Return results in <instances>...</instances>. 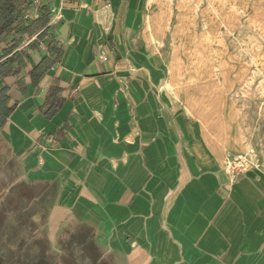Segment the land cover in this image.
<instances>
[{
    "label": "crops",
    "instance_id": "crops-1",
    "mask_svg": "<svg viewBox=\"0 0 264 264\" xmlns=\"http://www.w3.org/2000/svg\"><path fill=\"white\" fill-rule=\"evenodd\" d=\"M148 3L11 2L3 166L20 169L15 183L50 184L52 229L88 227L114 264H264V172H229L192 104L187 115L169 103Z\"/></svg>",
    "mask_w": 264,
    "mask_h": 264
},
{
    "label": "rangeland",
    "instance_id": "rangeland-1",
    "mask_svg": "<svg viewBox=\"0 0 264 264\" xmlns=\"http://www.w3.org/2000/svg\"><path fill=\"white\" fill-rule=\"evenodd\" d=\"M146 19L172 72L173 83L162 86L169 103L186 114V100L192 104L205 143L227 150L229 170L264 172V0H149ZM12 173L0 165V264L53 262L62 252L73 264H92L82 251L91 234L53 230L38 200L1 212Z\"/></svg>",
    "mask_w": 264,
    "mask_h": 264
},
{
    "label": "trees",
    "instance_id": "trees-1",
    "mask_svg": "<svg viewBox=\"0 0 264 264\" xmlns=\"http://www.w3.org/2000/svg\"><path fill=\"white\" fill-rule=\"evenodd\" d=\"M13 0H0V31H9L14 23H18L20 15L15 16L13 6L11 2ZM8 149L4 147L3 143L0 144V163L3 165L8 161ZM13 179L15 178V167H12ZM1 191V187H0ZM54 192V188L46 182H34L28 184L26 182L14 183L9 189L8 194L3 199L2 213L6 210L12 211L19 207L23 199L29 201L38 200L41 206L46 209ZM79 233V237L84 239L88 233L91 234L90 239L84 240L82 244V251L86 254L87 258L92 264H114L111 256L106 255L101 246H99L95 239L94 234L86 226H78L74 229ZM50 250V249H48ZM70 256L62 252L61 255L56 256L53 262H46L44 260L39 261L37 264H73Z\"/></svg>",
    "mask_w": 264,
    "mask_h": 264
},
{
    "label": "built area",
    "instance_id": "built-area-1",
    "mask_svg": "<svg viewBox=\"0 0 264 264\" xmlns=\"http://www.w3.org/2000/svg\"><path fill=\"white\" fill-rule=\"evenodd\" d=\"M34 5L37 6V5H38V2H37V1L34 2ZM27 17H28V16H25V19H26ZM99 59L102 60V61L106 59V57H105V55H104V53H103L102 51L99 53Z\"/></svg>",
    "mask_w": 264,
    "mask_h": 264
},
{
    "label": "bare ground",
    "instance_id": "bare-ground-1",
    "mask_svg": "<svg viewBox=\"0 0 264 264\" xmlns=\"http://www.w3.org/2000/svg\"><path fill=\"white\" fill-rule=\"evenodd\" d=\"M229 170V169H228ZM231 170H229V172H230Z\"/></svg>",
    "mask_w": 264,
    "mask_h": 264
}]
</instances>
